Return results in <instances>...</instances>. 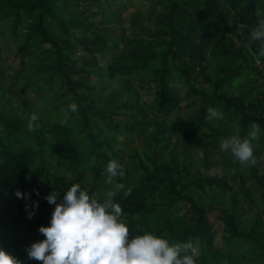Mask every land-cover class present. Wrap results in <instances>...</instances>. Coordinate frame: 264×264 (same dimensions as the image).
<instances>
[{
    "label": "trees",
    "instance_id": "obj_1",
    "mask_svg": "<svg viewBox=\"0 0 264 264\" xmlns=\"http://www.w3.org/2000/svg\"><path fill=\"white\" fill-rule=\"evenodd\" d=\"M148 1L131 13L129 36L109 25L124 18L101 0H0V75L13 66L9 85L0 78V247L23 264H42L27 249L50 223L46 195L56 190L62 200L75 182L100 200L116 191L130 238L192 240L198 264H264V133L253 141L255 164L220 147L254 121L264 127V56L250 36L264 0ZM14 85L40 100L13 94ZM153 86L156 102H144L141 89ZM73 101L78 112L67 108ZM210 106L223 117L209 119ZM113 158L124 164V188L107 182ZM217 166L223 173L212 174ZM28 231L40 235L30 241Z\"/></svg>",
    "mask_w": 264,
    "mask_h": 264
},
{
    "label": "clouds",
    "instance_id": "obj_2",
    "mask_svg": "<svg viewBox=\"0 0 264 264\" xmlns=\"http://www.w3.org/2000/svg\"><path fill=\"white\" fill-rule=\"evenodd\" d=\"M250 36L260 42L258 54L264 56V15H259ZM67 108L78 112L80 104L73 101ZM207 115L209 119L222 118L223 112L210 106ZM38 119L39 114L33 112L29 129L35 128L34 122ZM262 133L264 127L254 121L246 136L230 135L222 140L220 147L231 151L241 163L255 164L258 158L253 141ZM124 175V164L118 159H110L106 168L107 182L114 184L116 189L124 188L117 180ZM16 195L25 197L26 194L18 189ZM115 195V190H109L105 199H97L79 182L71 184L62 200L56 190L47 194L45 199L55 207L50 223L39 226L44 238L28 246L29 258L42 261V264H198L197 248L192 240L173 243L151 231L130 238V225L122 218L124 210L114 199ZM38 203L35 202L36 207ZM34 214V210L30 211L29 218ZM0 264L23 262L0 247Z\"/></svg>",
    "mask_w": 264,
    "mask_h": 264
},
{
    "label": "rangeland",
    "instance_id": "obj_3",
    "mask_svg": "<svg viewBox=\"0 0 264 264\" xmlns=\"http://www.w3.org/2000/svg\"><path fill=\"white\" fill-rule=\"evenodd\" d=\"M101 1L104 3L106 8L111 9L113 11L119 12L122 15V17L124 18V20L122 21V25L121 26H118L116 22H112L109 25L112 26V28H115L116 31L120 35L126 34V35H129V36L131 35V26H130V20H129V17L131 15V13L133 11H136L137 7H141L143 10H145V8L148 7V5L150 3V1L147 0V2H145V4L142 6L138 2V0H117L116 2H112L110 0H101ZM118 5H121V6L117 8ZM95 10H97V9H95ZM94 17H95V19L100 20V18H101L100 12L96 13L94 15ZM3 50H4L5 57H10L12 59L13 58L15 59V60H12V63L14 65H17L19 63V60L14 57L15 52L12 49V43L11 42L6 41L3 44ZM5 66H6L7 73L13 70L12 69L13 66L10 65L9 62L7 64L5 63ZM7 73L5 75H3V76L0 75V78L7 85H9L10 84L9 81L11 80V77H9ZM153 88L154 89L146 87V88H142L141 89V96H142V99H143L144 102H148V103H155L156 102V95H157L155 93V89L156 88L154 86H153ZM12 93L15 94V95H17L16 93H19L22 96H28L29 98H31V99H33L35 101H39L40 100V97L38 95H36L35 93H33L31 90H28L25 93H21V89L18 88L17 85H14ZM176 113H178V111ZM159 116H161L160 113H159ZM60 120H61L62 123H65L66 118H61ZM122 136L124 137V135H122ZM220 145H221V143H220ZM259 146H260V144H259ZM122 147L125 150L124 159L128 162V160H129V157H128L129 150L126 147H124V146H122ZM198 154L200 155V153H198ZM263 168H264V155L262 156V164L259 166V170L262 172ZM210 172L212 174H216V173H220L221 174V173H223L221 167H219V166L212 168L210 170ZM90 177H91L90 175L87 176L88 179H90ZM90 188L91 187L88 186V188L86 190L89 191ZM97 188H98V190H97L98 192L99 191L100 192H104V188L102 186H98ZM187 212L189 213V211L187 210V207L186 206L183 207L182 213L185 214V215H190ZM209 217H210V221H211V224H212V227H213V230H214V236H215L216 244L219 247H224V245H225L224 237L226 235V232H225L226 229H225L224 221L221 218V215L219 214L218 211H214V210L211 211L209 213ZM39 235H40L39 232L28 231L27 237H28V240L32 241L35 237H37ZM200 249L201 248L197 247V253L198 254L200 252Z\"/></svg>",
    "mask_w": 264,
    "mask_h": 264
}]
</instances>
